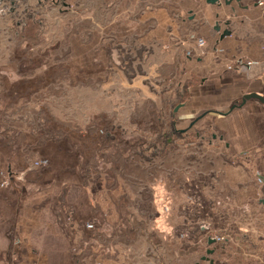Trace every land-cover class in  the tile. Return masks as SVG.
I'll list each match as a JSON object with an SVG mask.
<instances>
[{"label": "rangeland", "instance_id": "1", "mask_svg": "<svg viewBox=\"0 0 264 264\" xmlns=\"http://www.w3.org/2000/svg\"><path fill=\"white\" fill-rule=\"evenodd\" d=\"M8 6L0 12V229L8 238L45 222V237L60 240L74 264H121V257L124 264H208L202 255L219 264L264 261L257 239L264 210L251 220L248 241L242 233L235 244L229 232L184 217L186 179L204 180L210 201L220 195L211 203L226 219L239 210L229 202L221 155L201 150L211 131L186 135L172 120L179 69L156 67L169 70L171 52L160 55L158 46L149 55L154 44H138L122 26L151 0ZM158 203L166 222L177 221L171 235L152 228Z\"/></svg>", "mask_w": 264, "mask_h": 264}, {"label": "crops", "instance_id": "2", "mask_svg": "<svg viewBox=\"0 0 264 264\" xmlns=\"http://www.w3.org/2000/svg\"><path fill=\"white\" fill-rule=\"evenodd\" d=\"M151 5L150 9L140 6L139 18L122 21V26L135 32L138 44H154L149 55H156L158 46L160 55L166 47L171 52L169 70L161 68L163 62L156 67L171 73L179 69L174 86L181 100L177 110V105L173 108L172 120L186 135L211 131V139L201 150L221 155L222 177L231 190L229 202L239 210L238 215L226 219L220 207L211 203L222 200L220 195L210 201L203 191L204 180L186 179L189 204L184 217L201 223V229L229 232L227 240L234 244L242 233L248 241L254 228L251 220L264 210V103L256 98L242 103V99L250 93L264 97V0H151ZM199 37L205 40L203 47L197 45ZM136 121L142 123L143 117ZM156 121L159 123V115ZM215 141L220 143L212 144ZM160 205L152 228L171 235L177 221L166 222ZM46 229L43 222L27 234L15 233L11 238L0 229V264H74L67 257L66 244L64 248L53 236L46 238L51 232ZM260 233L257 239L264 243V231ZM206 244L213 242L209 244L207 239ZM118 260L121 264L126 261ZM213 262L208 264H219Z\"/></svg>", "mask_w": 264, "mask_h": 264}, {"label": "water", "instance_id": "3", "mask_svg": "<svg viewBox=\"0 0 264 264\" xmlns=\"http://www.w3.org/2000/svg\"><path fill=\"white\" fill-rule=\"evenodd\" d=\"M1 1H2V0H0V3H1ZM216 1H217V0H209V2H211V3H215ZM0 5H1V4H0ZM249 98H256V99H259L261 102L264 103V97L261 96V95H259V94H256V93H250V94H246V95H244V96H243V99H242V103H244V102H245L247 99H249ZM179 106H180V105H177L176 108H175V110H177V108H178ZM214 241H215V239H213V238H208V243H209V244L212 243V242H214ZM211 252H212V250H211V249H208L206 253H207V254H210ZM201 259H203V260H208L210 263L213 262V260L209 259V257L206 256V255L202 256Z\"/></svg>", "mask_w": 264, "mask_h": 264}, {"label": "flooded vegetation", "instance_id": "4", "mask_svg": "<svg viewBox=\"0 0 264 264\" xmlns=\"http://www.w3.org/2000/svg\"><path fill=\"white\" fill-rule=\"evenodd\" d=\"M13 1H14V0H2L0 4L3 5V6L1 7V5H0V7L2 8V9H0V12H3V11L5 12V10L7 9V10H6V13H7V11H9V7H10V6L7 7V3L9 2V5H12V4H13ZM55 1H56V0H54V2H55ZM29 18H30V17H28V19H29Z\"/></svg>", "mask_w": 264, "mask_h": 264}, {"label": "built area", "instance_id": "5", "mask_svg": "<svg viewBox=\"0 0 264 264\" xmlns=\"http://www.w3.org/2000/svg\"><path fill=\"white\" fill-rule=\"evenodd\" d=\"M204 44H205V40H204L202 37H199V38L197 39V45H198L199 47H203Z\"/></svg>", "mask_w": 264, "mask_h": 264}]
</instances>
